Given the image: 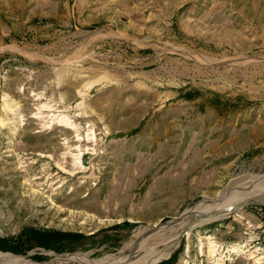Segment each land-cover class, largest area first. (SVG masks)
<instances>
[{"label": "rangeland", "instance_id": "1", "mask_svg": "<svg viewBox=\"0 0 264 264\" xmlns=\"http://www.w3.org/2000/svg\"><path fill=\"white\" fill-rule=\"evenodd\" d=\"M0 238L264 264V0H0Z\"/></svg>", "mask_w": 264, "mask_h": 264}, {"label": "trees", "instance_id": "2", "mask_svg": "<svg viewBox=\"0 0 264 264\" xmlns=\"http://www.w3.org/2000/svg\"><path fill=\"white\" fill-rule=\"evenodd\" d=\"M56 234L62 235L63 233L60 232V231H57ZM73 236L83 238L84 237V234H81V233L75 234V233H73ZM6 251H11V252H6ZM1 252H3V253H10V254H3ZM12 252L18 253V254L23 252L22 248L19 245V242H15V241H13L11 239H8V238H0V256L1 257H9L12 254L13 255H16V256H22V255L14 254ZM172 252L166 253L164 255V257L167 258ZM177 255H178V251L175 252V254H173L171 256L170 260L173 259V258H176ZM37 257L38 258H41L42 256H37Z\"/></svg>", "mask_w": 264, "mask_h": 264}, {"label": "crops", "instance_id": "3", "mask_svg": "<svg viewBox=\"0 0 264 264\" xmlns=\"http://www.w3.org/2000/svg\"><path fill=\"white\" fill-rule=\"evenodd\" d=\"M1 253H3V252H1ZM3 254H10V253H3ZM13 255V254H12ZM16 256V255H15ZM18 257H22V258H24V259H26L24 256H18Z\"/></svg>", "mask_w": 264, "mask_h": 264}, {"label": "bare ground", "instance_id": "4", "mask_svg": "<svg viewBox=\"0 0 264 264\" xmlns=\"http://www.w3.org/2000/svg\"><path fill=\"white\" fill-rule=\"evenodd\" d=\"M71 124V123H70ZM105 220V219H104ZM104 222V221H103ZM64 225V224H63Z\"/></svg>", "mask_w": 264, "mask_h": 264}, {"label": "water", "instance_id": "5", "mask_svg": "<svg viewBox=\"0 0 264 264\" xmlns=\"http://www.w3.org/2000/svg\"><path fill=\"white\" fill-rule=\"evenodd\" d=\"M171 254H172V253H171ZM171 254H170V255H171ZM170 255H169V256H170ZM169 256H168V257H169Z\"/></svg>", "mask_w": 264, "mask_h": 264}]
</instances>
